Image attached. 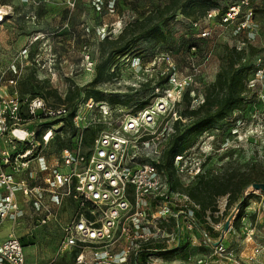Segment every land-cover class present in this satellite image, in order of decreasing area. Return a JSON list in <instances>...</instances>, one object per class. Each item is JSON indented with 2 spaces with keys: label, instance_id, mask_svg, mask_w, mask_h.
Instances as JSON below:
<instances>
[{
  "label": "rangeland",
  "instance_id": "1",
  "mask_svg": "<svg viewBox=\"0 0 264 264\" xmlns=\"http://www.w3.org/2000/svg\"><path fill=\"white\" fill-rule=\"evenodd\" d=\"M167 1L0 0V6L10 7L7 19L0 24V72L5 79L15 80L17 91H24L21 98L34 95L43 99L48 107H60L66 105L63 101L68 93L75 97L76 102H83L87 92L100 90L105 96L100 102L112 108H122L124 114L150 105L153 101L151 94L158 86V77L170 73L178 77L191 76L193 81L188 92L191 98L188 109L191 110L202 104L205 88L214 81L224 46L243 47L246 52L252 47L256 52L246 56L243 64L252 66L247 77L256 84L247 95L248 102L243 113L235 111L228 115L229 120L234 121L223 124V129L202 133L186 151L198 149L203 152L206 176L240 173L252 165L256 171H261L264 168V81L257 82L254 69L259 64L258 58L264 62V0H257L251 5L252 24L241 33L234 25L220 26L217 18L207 20L206 14L199 17L196 26L191 20L175 14L166 27L171 34L167 43L153 39L132 40L121 53L111 52L105 75L100 82H94L95 65L101 55L111 49L119 50L117 47L130 35L127 33L114 47L99 45L102 38L109 36L115 40L126 25L141 20L156 6H163ZM217 1L220 8L239 2ZM203 30L208 31L207 37L200 36ZM247 31L254 36L252 39H247ZM190 38L196 41V47H190ZM163 88H168V85H163ZM193 94L195 99L191 97ZM182 97L174 108L181 132L191 120L186 116L188 109ZM114 99L117 103L112 105ZM74 120L39 116L25 125L35 128L39 135L52 128L53 137L44 156L55 158L62 147L72 143L75 130H78L75 125L80 126V122ZM101 124L96 126L99 130L109 128V124ZM245 192L251 197L243 199V217L237 222L234 219L242 200L230 206L226 216L221 217L226 198H218L219 212L213 216L220 220L223 229L215 232L220 234L223 230L221 239L242 264H264V252L255 258L252 254L254 247L264 245V189L250 185ZM46 206L52 217L45 224L39 225L30 206L27 208L24 205L26 209L23 208L22 218L15 222L11 230L14 236L21 238L27 263L62 261L70 257L60 255L59 249L61 226L73 213V206L66 202L60 205L46 202ZM208 215L207 212L206 217ZM243 223L254 229V236L249 241L244 240ZM208 224H214L212 217H208ZM225 224L227 229H232L225 231ZM213 232L212 229L205 230L210 240H214ZM195 237L200 242L204 238L199 231ZM168 248L171 251L165 253L167 257L163 260L166 263L163 264H198L199 261L202 264H222L204 244L191 246L184 240L179 247L170 245ZM184 252L189 260L175 262Z\"/></svg>",
  "mask_w": 264,
  "mask_h": 264
},
{
  "label": "built area",
  "instance_id": "2",
  "mask_svg": "<svg viewBox=\"0 0 264 264\" xmlns=\"http://www.w3.org/2000/svg\"><path fill=\"white\" fill-rule=\"evenodd\" d=\"M256 1L239 0L221 16L218 9H211L206 19L218 18L220 26L234 25L238 33L244 32L252 24L251 5ZM9 13L10 7L0 6V24ZM247 34L248 40L254 37L250 31ZM208 35L206 30L200 33L201 37ZM242 48L235 46L236 50ZM257 62L254 75L257 82H263L264 62L259 58ZM12 70L16 72L14 67ZM192 81L191 76L170 73L168 88L155 86L150 105L133 113L124 114L122 108L92 99L79 102L71 121L78 120L80 126L75 125L78 130L72 143L62 147L50 165L44 152L52 140V128L39 135L25 124L39 116L67 118L68 108L48 107L38 97H19L15 80L5 79L0 72V225L22 218L19 198L30 206L39 225L52 217L46 202L60 205L67 199L73 206V213L61 226L59 249L60 255L70 257L27 263L21 238L11 233L0 241V264H163L168 246L179 247L184 240L191 246L204 244L222 264H242L221 236L210 240L205 229L198 227L196 206L180 190L204 174L203 152L192 149L173 158L171 171L177 190L170 188L165 172L158 167L173 134L175 105ZM255 84L247 77L249 90ZM191 97L195 99V94ZM101 123L109 128L98 130L85 144L84 129ZM208 227L223 229L221 224ZM243 230L244 240H251L254 229L243 223ZM198 231L204 237L201 242L195 237ZM157 243L161 249L152 248ZM252 251L255 258L264 252V245ZM175 262L185 261L179 258Z\"/></svg>",
  "mask_w": 264,
  "mask_h": 264
},
{
  "label": "trees",
  "instance_id": "3",
  "mask_svg": "<svg viewBox=\"0 0 264 264\" xmlns=\"http://www.w3.org/2000/svg\"><path fill=\"white\" fill-rule=\"evenodd\" d=\"M114 5L116 6L117 2H115ZM227 7L228 6L220 8V4L217 0H168L163 6H156L154 10L148 12L141 20H136L126 25L115 40L109 36L102 38L99 45L103 46V44H106L108 47H114L125 38L127 33L130 35L122 45L117 47L119 50L111 49L106 54L101 55L100 60L95 65L96 75L94 82H100L102 76L105 75L104 71L110 61L111 52L121 53L132 40L153 39L156 42L167 43L171 34L166 27L175 14H179L184 19H189L191 22H196L201 15L205 16L207 11L211 9H218L219 16H221L227 12ZM189 42L190 47L194 48L197 46L194 39L190 38ZM249 48V52H246L244 48L236 50L234 46H224L219 58L220 62L214 81L205 88L203 92V102L197 106V108L188 109L191 100L188 94L190 90L187 89L183 93L182 99L186 102V107L188 109L186 116L191 117V120L184 126L186 129L183 132L178 129V121L174 122L173 134L165 145L161 160L158 164V167L165 172L171 189L177 190V188H179L177 181H175L172 176L171 162L173 158L190 148L195 143L197 137L202 133L210 131L211 129H223V124H229V122L234 121V119L230 121L228 115L230 116L235 111L243 113V108L248 102L247 95L250 92L246 86V77L252 67L251 65L244 66V58L256 52L254 48ZM167 80L168 74H164V77L162 75L157 78V85L163 87V85L167 83ZM19 91L17 92L19 96L22 97L21 93L24 91L20 89ZM30 97H34V95ZM104 97L102 91L92 90L87 92L85 99L88 100V98H90L100 102ZM154 97L155 94L152 92L151 98L153 99ZM116 100L117 99L111 101L112 105L117 103ZM63 102L68 108L67 118L71 121L74 116L75 108L77 107L76 105L81 101L76 102L75 97L68 93ZM239 119H241V117H239ZM98 130L99 127H87L84 129V143L89 144ZM252 166L240 173H222L211 176L202 174L195 183L180 189L182 192L184 191L183 194H185L196 206L195 214L200 229H205L206 231L211 229L208 227V217H212L214 224H219L220 220L214 218L213 214L219 212L217 200L220 197L226 198L225 209L223 210L224 212L221 213V217H225L230 206L240 200L242 201L240 202L234 222L239 221L243 217V209L245 207L243 199L246 200L251 197V194L245 195V190L252 184H264V168H262L261 171H256ZM207 212L209 214L208 217H206ZM216 233L215 231L213 232L214 240L220 238L222 231L220 234ZM152 248L161 249L162 247L157 243L153 244ZM179 258L187 261V253L184 252Z\"/></svg>",
  "mask_w": 264,
  "mask_h": 264
},
{
  "label": "crops",
  "instance_id": "4",
  "mask_svg": "<svg viewBox=\"0 0 264 264\" xmlns=\"http://www.w3.org/2000/svg\"><path fill=\"white\" fill-rule=\"evenodd\" d=\"M47 160H48V164L52 165L54 162H55V159L54 158H50L48 156H46ZM43 176V174H42ZM20 202H21V207L24 208L23 206V201H22V198H19ZM62 202H66L68 203L70 206V202L67 200V199H64ZM26 209V208H24ZM23 209V211H24ZM15 223H11L9 221H6V222H3L1 225H0V241H2L3 239H5L9 234H11V230L13 229V225ZM2 234V235H1ZM223 235V234H222Z\"/></svg>",
  "mask_w": 264,
  "mask_h": 264
},
{
  "label": "water",
  "instance_id": "5",
  "mask_svg": "<svg viewBox=\"0 0 264 264\" xmlns=\"http://www.w3.org/2000/svg\"><path fill=\"white\" fill-rule=\"evenodd\" d=\"M252 187L253 188H259V187H261L262 189H264V184H252ZM226 226H227V224H225V226H224V230L225 231H227L228 229L226 228Z\"/></svg>",
  "mask_w": 264,
  "mask_h": 264
}]
</instances>
